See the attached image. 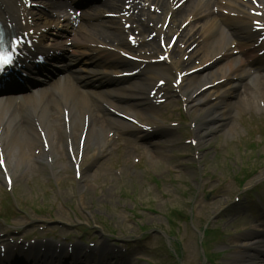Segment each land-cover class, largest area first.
<instances>
[{
	"label": "rangeland",
	"instance_id": "1",
	"mask_svg": "<svg viewBox=\"0 0 264 264\" xmlns=\"http://www.w3.org/2000/svg\"><path fill=\"white\" fill-rule=\"evenodd\" d=\"M185 100L179 98L174 108L165 107L164 114L173 112L176 119L181 116L182 125L175 129L176 142L167 149L160 148L162 153L158 157L153 158L143 146L139 150L128 147L124 163L122 149H119L125 145L124 140L110 143L97 159L92 157L93 149H90L81 167L82 171L85 166L89 167L82 185L71 166L54 174L50 166L42 162L32 171L20 174L15 181L16 197L13 198L24 207L59 217L46 221H69L64 230L75 236L73 243L80 241L76 227H85L77 221L97 228L89 230L92 237L102 224L107 231L114 232V237L103 235L98 239V234L95 238L86 237V244L105 242L115 254L125 255L124 264H178L161 237V231H170L173 223H176L174 226L185 253L182 264H208L201 253V230L206 223L212 227L218 220L226 227L224 240L214 227V233L206 237L205 242L212 251H225L222 256L225 264L228 257L232 258L234 248L229 246L233 245V240L254 230L263 231L264 183L258 186L257 193L248 194L238 180L248 171L255 173L245 189L254 179L264 181V100L259 106L254 98L247 99L248 105L238 109L231 119L232 134L215 131L211 125H201L206 109L199 107L198 111L188 112ZM192 118L196 119L195 127L198 125L201 132L210 136L204 142L198 138L201 133L197 128L194 134ZM182 129L180 135L178 132ZM194 137L201 144L191 143ZM147 147L154 149L153 145ZM175 159L179 160L178 165L172 163ZM0 195L4 197L3 205L15 204L3 191L2 184ZM258 196L262 197L261 202ZM193 200L194 221L199 231L186 220ZM13 210L18 211L15 207ZM173 212H178L182 219L173 217ZM254 220L256 226L247 224ZM142 231L148 233L147 238H142Z\"/></svg>",
	"mask_w": 264,
	"mask_h": 264
},
{
	"label": "bare ground",
	"instance_id": "2",
	"mask_svg": "<svg viewBox=\"0 0 264 264\" xmlns=\"http://www.w3.org/2000/svg\"><path fill=\"white\" fill-rule=\"evenodd\" d=\"M142 1L151 2L157 8L159 6L162 7V13L165 12V15L172 14L169 27L176 29L171 32L179 34L180 38L177 41L184 43L186 49L179 47L177 50L176 42L175 49L170 55V61H166L164 65L162 64L161 68L154 65L149 66L150 70L145 75L128 82H122L121 78L116 76L121 72L119 67L125 65L126 62L117 52L106 46H108L107 42L115 40L112 35L121 34V31L115 27L119 26L116 19L120 18L121 13L126 10L124 9V0H107L99 6L103 7V10L100 9L101 12L105 9H110L108 12L119 14L118 17L111 20L102 19L104 12L96 16L99 22L92 23L91 26L98 33L104 32L101 38L96 32H86L82 40L73 41L74 50H70L63 43L61 45L56 43L52 47L43 43L37 44L36 50L45 53L50 59H65V69L70 71H67L68 74L64 77V84L61 87L53 88L50 92L51 94L47 93L49 90L45 88L37 89L29 98H23L19 94H12L0 99V139L1 143H3L2 151H6V153L4 152V157L9 173H16L18 169H23V172L32 171L33 168L39 167L41 162H47L56 168L55 171L59 172L62 168L71 166L73 158L77 157L81 151H83V159L86 158L89 148L93 145L95 148L94 152L97 154L99 148L109 143L108 133L113 130L118 132L121 130L127 133L133 132L137 137L145 139L152 136L159 129L156 128L146 132L121 119L113 111L127 114H137L140 111L145 118L154 117L155 104L147 96L150 94V91H148L150 83L157 76L169 77L178 67L191 65L190 63L200 56L203 60L202 63L211 62V64L205 66L203 71L195 76H185L183 83L180 85V89L183 92H191L188 96V109L192 110V107L200 104L210 106L213 111L206 114L211 113V127L224 129L232 134L234 128L226 125L230 123L229 116H232L234 112L232 98L235 94V88L240 85L241 80L249 77L248 83L253 81L263 85L264 88V65L256 63L252 60L253 57L249 59L244 55L245 48L258 53L264 48V41L261 45H256L259 37L263 36L264 32L254 30L253 22L260 19L250 14L240 13H237L236 17H226L219 12L213 11L212 8L214 6L219 8V6H223L228 2L231 4L228 7L236 11V6L232 0H197L192 14L194 19L200 20L198 22L200 27L193 31L196 23L193 24L191 29L187 28L188 25L182 28L181 24L178 23V19L184 13L182 6L176 12H172L171 10L174 8L171 3H168V0H132V3L136 4L138 2L140 4ZM223 1H226L225 4ZM260 1L264 4V0ZM68 6V4H55L50 9L59 12L65 10ZM147 11L151 12L150 9L148 10L143 6L140 10V15L133 16L134 21L138 20L144 31L147 30L146 23L149 22V19L147 16L146 18H141V16ZM209 12L211 13L210 16L205 17L206 13L209 14ZM29 14L31 13L24 3L20 6L18 5V0H0V20L6 24L12 23L16 26L17 18L28 19ZM155 14L157 15L151 16L154 17V20H159L160 14L157 12ZM261 19L263 20L264 16ZM66 20L71 22V18ZM186 20L193 22L190 18H186ZM37 23L38 21L35 20L34 24L36 25ZM47 23L49 24V22ZM17 28L28 30L30 27L17 26ZM8 29L11 30L9 26ZM38 30H41V28ZM49 30L52 29L50 28ZM194 39L199 41L202 46L189 52L187 46ZM119 42L121 46H124V42L121 39H119ZM150 46L158 50L154 43H151ZM234 49L238 50V55L236 56L233 55ZM50 50H54L55 53L51 55ZM57 51L58 54H56ZM27 52L26 59L30 58L31 50ZM182 52L190 55L189 60L186 61L182 58ZM217 55H220V58L216 61L213 58L216 59ZM220 60H227L226 66H220L221 69L216 67ZM258 60L260 59L258 58ZM73 64L79 66L72 68ZM86 65L95 66L97 69L88 68L90 66ZM256 68L263 73H258ZM50 76L52 77L53 74H50ZM217 80L221 83L206 91H201L204 85L209 82L214 83ZM76 81L90 82L91 85L96 86V88L100 87L101 90L77 86ZM248 83L244 87L245 91H248L251 87ZM161 90L159 89L158 92ZM166 94L169 97L176 95L175 91H168ZM262 96H264V93L254 97L258 98L260 102ZM61 105L70 108L69 124L64 119ZM216 106L220 107V109L216 110ZM85 115L91 117L87 122V126ZM36 125L44 130L45 136L50 142L49 149L44 148L42 136L37 131ZM83 131L87 132V134L83 150H81L79 142ZM167 135L170 137L171 133L168 132ZM207 135L208 133L204 132L201 136L202 140L207 139ZM113 140H116V137L112 138ZM127 143L136 145L135 143L137 142L132 138H128ZM164 144L165 142L162 141L159 146H164ZM37 149L40 151L39 154L35 152ZM71 151L74 153L73 156ZM62 157L68 163L62 162ZM49 158H52L51 163ZM126 158L127 152L124 150L122 161L126 162ZM87 176L88 171H84L80 180L81 185ZM2 178H4V171L0 168V181ZM236 242L238 245L231 260L232 264H264V248L260 247L261 245L264 246V233H248ZM45 246L46 250L44 252L34 250L40 259L55 255L58 251V246L52 243H46ZM76 250L77 252L79 251L78 249Z\"/></svg>",
	"mask_w": 264,
	"mask_h": 264
},
{
	"label": "snow or ice",
	"instance_id": "3",
	"mask_svg": "<svg viewBox=\"0 0 264 264\" xmlns=\"http://www.w3.org/2000/svg\"><path fill=\"white\" fill-rule=\"evenodd\" d=\"M256 14L260 15V13ZM253 23L258 29H264V25H261L259 21H254ZM21 43V40H16L13 42L15 48H18ZM17 58L18 57L12 51L0 50V70H3L7 66H12ZM2 163L3 161L0 160V165H2Z\"/></svg>",
	"mask_w": 264,
	"mask_h": 264
}]
</instances>
